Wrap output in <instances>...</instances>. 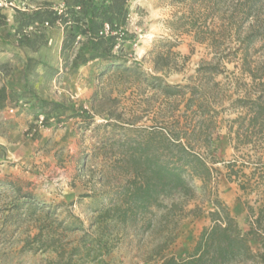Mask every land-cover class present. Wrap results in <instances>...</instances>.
<instances>
[{
  "label": "trees",
  "instance_id": "16d2710c",
  "mask_svg": "<svg viewBox=\"0 0 264 264\" xmlns=\"http://www.w3.org/2000/svg\"><path fill=\"white\" fill-rule=\"evenodd\" d=\"M132 1L61 0L64 4L61 15L54 11L52 4L44 2L31 14L15 12L13 35L21 49L33 54L50 44L47 33L59 24L63 30L59 53L63 70H76L98 60L103 64L102 76L111 69L125 73L128 78L144 83L143 91H151L152 98L160 97L164 101L162 116L150 125H141L139 117L123 119V115L112 109L104 111L93 106L92 115L89 111L70 114L81 117L85 127L91 125L95 115L102 117L103 123L95 126L106 133L99 144L110 152L114 166L122 176L111 196L112 204L121 201V205L112 209L110 216L122 227L130 225L142 233L155 232L161 240L152 250L160 264H264V207L246 204L248 228L243 231L228 207L208 187L214 173L219 172L215 167L218 162L212 160L209 150L216 119L223 112L235 115L224 121L226 136L233 149L254 153L243 155L240 166H237V160L225 163L228 178L236 177L243 173L242 169L254 165L262 176L257 184L264 185V62L253 59L251 53L255 42H261L264 47V0H181L189 2L190 6L187 15L172 22L174 31L191 34L195 42L206 45L213 53L211 61L199 64L194 71L196 75L184 85L163 81L165 75L176 70L179 59L183 62L188 59L174 52L176 46L168 40L159 41L165 51L154 54L149 73L143 70L141 63L125 59L122 48L116 56L112 54L115 46L122 47L127 42L126 26ZM45 23L49 27H45ZM0 24H8L1 14ZM105 25L116 34L100 35ZM28 27H34L33 33L23 35V30ZM231 42L235 45L232 48ZM76 44L79 48L74 51ZM238 55L241 77L248 82L242 83L243 95L230 100L228 107H224L226 93L215 81V76L221 73L222 62H229L230 57ZM39 66L45 69V75L57 76V69L52 70L40 58L28 57L22 71L23 91L18 96L15 91H7L2 86L0 110L7 105H16L22 98L43 115V124L55 117L59 119L68 111L61 103L43 100L32 91L29 75ZM109 101L106 98V102ZM144 102L148 103L149 99ZM179 103H182L183 111L175 117ZM199 148L204 152L196 150ZM197 180L201 183L199 194L195 186ZM4 184L13 192L12 210L36 209L37 204L29 193L22 192L13 183ZM200 196L211 207L207 212L210 225L202 228L187 257L178 260L165 255L175 240L177 219L183 213L195 217L201 213L199 205L186 211V207ZM58 224L62 227L61 222ZM77 228L80 227H63L69 232ZM41 234L38 232L32 240L42 250H55L54 264L74 263L78 248L66 252L58 238L44 241Z\"/></svg>",
  "mask_w": 264,
  "mask_h": 264
},
{
  "label": "rangeland",
  "instance_id": "374dc122",
  "mask_svg": "<svg viewBox=\"0 0 264 264\" xmlns=\"http://www.w3.org/2000/svg\"><path fill=\"white\" fill-rule=\"evenodd\" d=\"M29 2L36 10L44 2L54 7L61 3L60 0ZM189 6V2L181 0H133L126 26L127 42L122 47L117 45L116 50L113 48L112 54L116 56L122 48L125 59L141 63L143 70L149 73L154 54L165 51L159 41L168 40L176 46L174 52H182L181 55L188 59L185 62L179 59L176 70L165 75L163 81L171 85L188 83V79L196 75L197 66L210 62L213 57L212 50L195 42L191 34L173 29L172 22L187 15ZM8 30L9 24H0V33ZM48 33L56 41L63 30L57 24ZM12 36L9 45L18 50L10 59L0 60V80H5L0 88L5 86L7 91H15L19 96L23 91L22 71L28 57L40 58L52 70H58L55 67L57 48L53 43L48 51L31 54L18 46L13 30ZM229 46L235 45L231 42ZM78 48L79 45H75L74 51ZM251 53L253 59L264 62L261 42L253 44ZM239 56L222 62L221 73L215 76V81L226 93L224 107H228L230 100L243 95L242 83L248 82L241 77ZM60 60L62 64V57ZM102 70L103 64L98 60L76 70H58L57 76H47L44 68L37 67L29 75L32 91L43 100L61 103L68 110L47 124H43V115L22 98L16 105L0 110V264H54L55 250H42L32 240L40 231L44 241L58 238L66 252L78 248L79 254L74 257L73 264H160L152 250L161 240L155 232L142 233L130 225L122 227L110 216V211L121 205V201L112 204L111 196L122 176L110 152L99 144L100 138L106 135L95 127L103 123L102 117L95 115L91 125L85 127L81 117L70 114L89 111L92 115L93 106L104 111L112 109L123 115V119L139 117L141 125H150L162 116L164 101L160 97L152 98L151 91H143L144 83L128 78L125 73L111 69L102 76ZM106 98L110 101L106 102ZM147 98L148 103L144 102ZM114 100L116 102H112ZM178 105L175 117L183 111L182 103ZM171 117L168 116V120ZM234 117L231 112H223L216 119L209 154L218 162L215 167L219 172L214 173L208 187L228 207L240 229L246 231V204L264 207V185L257 184L262 176L254 165L245 167L236 177L227 176L225 163L237 160L240 166L243 155H254L247 149L236 152L228 141L224 121ZM196 150L204 152L200 148ZM4 183H13L22 192L29 193L37 204L36 209L12 210L13 192ZM195 186L199 194L200 181H195ZM197 205L201 208L197 217L183 213L177 219L175 240L165 255L178 260L187 257L202 228L210 225L207 212L211 207L203 196L191 202L186 211ZM64 226L80 228L69 232L64 231Z\"/></svg>",
  "mask_w": 264,
  "mask_h": 264
},
{
  "label": "crops",
  "instance_id": "0c3cea01",
  "mask_svg": "<svg viewBox=\"0 0 264 264\" xmlns=\"http://www.w3.org/2000/svg\"><path fill=\"white\" fill-rule=\"evenodd\" d=\"M61 1V0H60ZM0 14L3 15L5 17V20L6 22L9 24V27H10V30L6 31V32H2L0 33V45H2L0 47V60L1 59H6V58H9L11 57L12 55L15 54V52H17L18 49H13L9 44L11 43V38L13 37L12 36V30H13V13L9 12V11H3V10H0ZM50 33H47V37L49 38L50 41V44L47 46V47H43L41 49H39V51L35 54H42V50H45V51H48L49 48H51L52 44L55 43L56 45V48H57V51H56V55H57V61H56V68H58V70L61 72L62 71V64H61V60H60V57H59V53H60V48H61V43L63 41V33L60 34V36L58 37V39L55 41L53 40L52 37H50L49 35ZM180 50V47L178 48ZM181 52V51H180ZM180 54H183L182 52ZM46 55V54H45ZM44 56V55H42ZM10 59V58H9ZM44 60H42L43 62ZM44 63V62H43ZM46 64V63H44ZM10 79V76L7 78L6 81H9ZM5 80L1 79L0 80V85L1 83H4ZM4 109H7V108H4Z\"/></svg>",
  "mask_w": 264,
  "mask_h": 264
},
{
  "label": "built area",
  "instance_id": "2783aa9c",
  "mask_svg": "<svg viewBox=\"0 0 264 264\" xmlns=\"http://www.w3.org/2000/svg\"><path fill=\"white\" fill-rule=\"evenodd\" d=\"M0 10L3 11H9L11 13L14 12H22V13H29L32 12V10H36V8L33 6V4H30L29 0H0ZM54 11L58 14L61 15L64 11V4L58 3L54 7ZM45 27H49L47 23H45ZM34 31V27H28L25 30H23L22 34L26 36H30ZM108 34H113L115 35L116 32H112L110 27L108 25H105L104 30L100 35H108ZM80 40L79 38H77ZM77 45V44H76ZM117 49V46L114 47V50Z\"/></svg>",
  "mask_w": 264,
  "mask_h": 264
}]
</instances>
